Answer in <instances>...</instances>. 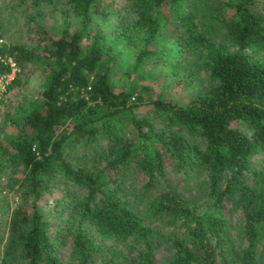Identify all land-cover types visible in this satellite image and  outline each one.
Instances as JSON below:
<instances>
[{
    "label": "trees",
    "instance_id": "16d2710c",
    "mask_svg": "<svg viewBox=\"0 0 264 264\" xmlns=\"http://www.w3.org/2000/svg\"><path fill=\"white\" fill-rule=\"evenodd\" d=\"M64 6L51 26L29 16L32 43L0 29V75L11 58L43 78L0 119V185L15 198L0 217V264H154L160 245V264H264V0ZM170 41L198 54L207 86L178 101L154 82H114L122 46L135 48L133 72ZM176 174L196 188L177 189ZM228 203L242 214L235 238Z\"/></svg>",
    "mask_w": 264,
    "mask_h": 264
},
{
    "label": "rangeland",
    "instance_id": "374dc122",
    "mask_svg": "<svg viewBox=\"0 0 264 264\" xmlns=\"http://www.w3.org/2000/svg\"><path fill=\"white\" fill-rule=\"evenodd\" d=\"M115 1V0H114ZM118 1V0H116ZM64 0H53L51 3L34 5L30 0L20 3L18 0H0V29H5L4 41H27L32 43L36 34L29 32V16L35 15L36 20L51 26L61 22L65 15L63 13ZM113 17L110 16V22ZM202 25L209 33L218 38L219 26L211 19L202 17ZM107 22L101 23L102 26ZM135 58V48L122 46L121 53L114 64L112 79L116 84H125L128 80H135L139 83H153L168 98L184 101L192 90L203 88L208 85L209 78L207 71L202 67L198 54L180 50L176 43L170 41L166 55L158 62L150 60L142 68L128 72ZM18 76V83L13 80ZM43 81L42 74L37 65H31L24 70L20 67L11 68L10 71L0 75V119L6 110H12L23 96H36ZM145 107L135 109L139 116L144 113ZM247 129L245 128V131ZM255 165L264 166V156H260ZM171 181L177 189L184 192L196 188V182H186L182 175H173ZM195 186V187H194ZM14 196L6 190H1L0 185V217L6 216L14 205ZM49 205H43L45 218L52 225L56 224L55 215L50 212ZM227 220L232 236L235 238L241 223V211L228 203L225 209ZM51 231H54L52 227ZM166 233L174 232L172 226L165 228ZM178 231L175 230V233ZM70 246L64 245L59 253L63 259L69 256ZM168 255V250L158 246L154 251V264H160L162 259Z\"/></svg>",
    "mask_w": 264,
    "mask_h": 264
},
{
    "label": "built area",
    "instance_id": "2783aa9c",
    "mask_svg": "<svg viewBox=\"0 0 264 264\" xmlns=\"http://www.w3.org/2000/svg\"><path fill=\"white\" fill-rule=\"evenodd\" d=\"M9 61H10L11 65H12V68L16 67L15 62L11 58H9Z\"/></svg>",
    "mask_w": 264,
    "mask_h": 264
}]
</instances>
